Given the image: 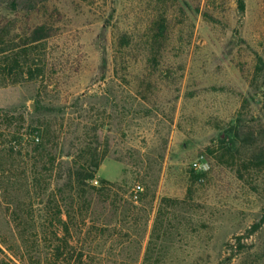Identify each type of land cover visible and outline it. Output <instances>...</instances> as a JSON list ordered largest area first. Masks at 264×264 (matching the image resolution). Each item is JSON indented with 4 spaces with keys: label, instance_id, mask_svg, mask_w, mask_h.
Here are the masks:
<instances>
[{
    "label": "rangeland",
    "instance_id": "1",
    "mask_svg": "<svg viewBox=\"0 0 264 264\" xmlns=\"http://www.w3.org/2000/svg\"><path fill=\"white\" fill-rule=\"evenodd\" d=\"M159 1L61 0L54 39L19 37V66L0 55V236L32 246L0 247V264L27 251L45 263L48 220L60 207L68 219L60 176L72 159L97 171L93 186L119 185L95 212L77 210L70 244L90 264H264V225L252 232L264 218V0L244 11L203 0L200 12L172 1L176 50L154 78L155 107L136 90L146 58L117 75L115 44L119 27L143 34ZM37 137L57 161L33 181Z\"/></svg>",
    "mask_w": 264,
    "mask_h": 264
},
{
    "label": "trees",
    "instance_id": "2",
    "mask_svg": "<svg viewBox=\"0 0 264 264\" xmlns=\"http://www.w3.org/2000/svg\"><path fill=\"white\" fill-rule=\"evenodd\" d=\"M74 2V0H71ZM175 0H160L159 4L163 7L157 14L150 17L149 23L144 28V33H136L134 30L118 28L116 33V47H115V66L117 75H120V70H123L124 74H131V58L135 59L139 57L146 58V66L149 73L143 75L139 79V86L137 94L140 93L141 99L147 101L149 104L153 103L151 100H160V90L158 83L155 81L156 75H160L161 66L167 61V55L176 50V31L172 24L170 17V9L173 7ZM61 0H0V3L7 5V8L14 15L10 16L7 13H0V55L5 56L13 52L16 55L13 58L14 64L19 66L20 60L17 57L20 51L17 48L16 40L20 37L25 47H31L35 44H44L57 36L58 17H64V6L59 4ZM203 0H186L184 3L187 6L196 4V9L200 12L201 4ZM69 3V1H68ZM177 5L179 1H176ZM241 10L246 8L244 0L240 1ZM165 6V9H164ZM183 10V8H182ZM210 12V10H209ZM208 14V11L207 13ZM135 30H137L135 28ZM12 45V46H11ZM27 52V50H25ZM28 54V53H26ZM130 59V61H129ZM174 67V66H173ZM168 69H170L168 67ZM167 79L175 78V73L172 70L168 71ZM163 77V75L161 74ZM159 78V77H158ZM171 79V80H172ZM158 80V79H157ZM151 95L149 98L144 93ZM179 93V89L176 93ZM176 102L179 97L175 95ZM153 106H158L157 103H153ZM37 132V130H36ZM39 142L34 146L32 153L34 158L37 159L38 167L34 174V180L38 175H45L51 172L47 166L54 167L57 161V157L49 151L48 143L42 141L40 137H37ZM12 142L18 140V137L14 136ZM72 158V157H71ZM70 170L66 174H61L60 178H67L69 180L67 188L64 189L62 194L68 195L69 198L65 201L67 206V217L64 219V211L58 208L59 212L54 214L49 220L48 224L53 228L51 233H45L44 238L51 241L52 245L48 247L44 264H57L60 260H63V264H90L86 251L84 248L74 250L71 247L73 239L72 226L76 227L77 223V210H83L82 206L88 203V210H96V204L106 202L111 198L119 196V185L111 183L106 180H101L100 187L93 186L92 181L96 179L97 171L91 169L92 167L86 165H78V162L68 160ZM36 166V168H38ZM67 193V194H66ZM79 205V206H78ZM264 225V218L260 223L254 225L252 232H257ZM73 227V228H74ZM31 236L24 233H19L11 237L5 235L0 236V247H32L30 246ZM43 238L40 234L35 235L36 242L40 243ZM34 242V241H33ZM35 243V242H34ZM78 247V246H76ZM150 251V250H149ZM28 252L29 259L26 255L21 257V261L24 264H30L34 262V258ZM39 255V259H40ZM40 261V260H39ZM13 264H16L11 260ZM42 263V261L40 262Z\"/></svg>",
    "mask_w": 264,
    "mask_h": 264
},
{
    "label": "built area",
    "instance_id": "3",
    "mask_svg": "<svg viewBox=\"0 0 264 264\" xmlns=\"http://www.w3.org/2000/svg\"><path fill=\"white\" fill-rule=\"evenodd\" d=\"M195 166L198 167L199 165L196 163Z\"/></svg>",
    "mask_w": 264,
    "mask_h": 264
}]
</instances>
